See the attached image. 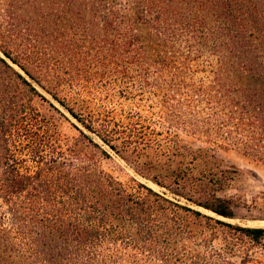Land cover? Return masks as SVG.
I'll return each instance as SVG.
<instances>
[{
    "label": "trees",
    "instance_id": "16d2710c",
    "mask_svg": "<svg viewBox=\"0 0 264 264\" xmlns=\"http://www.w3.org/2000/svg\"><path fill=\"white\" fill-rule=\"evenodd\" d=\"M6 5L0 264H175L194 234L191 215L236 238L264 241V227L208 216L103 165L113 152L166 191L234 218L232 202L209 192L224 185L225 166L182 135L235 146L264 166V0ZM200 72L210 80L197 82ZM94 93L101 94L99 108L87 99ZM116 94L136 108L108 109ZM35 96L61 118L42 115ZM201 106L210 109L205 117ZM195 256L198 264L203 256Z\"/></svg>",
    "mask_w": 264,
    "mask_h": 264
},
{
    "label": "rangeland",
    "instance_id": "374dc122",
    "mask_svg": "<svg viewBox=\"0 0 264 264\" xmlns=\"http://www.w3.org/2000/svg\"><path fill=\"white\" fill-rule=\"evenodd\" d=\"M6 3L7 0H0V20L1 13L7 8ZM208 78L206 72H200L197 75L196 81L208 82V80H210ZM39 89L43 91L41 88ZM164 91L165 90L160 91V96L162 98L164 96ZM96 93L91 94L87 98L91 108H99L102 103L101 94ZM45 95L54 102L56 106L62 109L50 95L47 93H45ZM148 102L150 101L145 102V104ZM33 104L42 115L47 117L54 115L56 119L59 117L61 118L60 114L50 106L49 102L42 100L38 96L34 97ZM136 104L134 100L132 101V99L116 94L113 101L107 103L106 107L108 109L113 108L119 110L124 106L130 109L136 108ZM157 108H159L158 105L154 110L157 111ZM197 109L200 117L207 116L210 111V109H206L203 106ZM64 128L71 134L75 133V131H72L73 129L70 127L69 123L65 121ZM182 136L194 147L203 146L205 149H209L219 157L222 164L225 166V169H223L224 172H222L220 178L224 185L213 186L209 192L213 191L212 193L216 196L228 199L232 202L235 213L234 218H223L209 210L197 206L184 197L176 196L166 191L159 185L135 173L134 167L131 164L125 162L113 152H111L113 159L106 158L103 161V165L108 171L112 172L123 181H127L131 176H134L155 190L166 192L168 197L179 201L183 205L200 210L203 214L208 216L240 226L262 227L264 224V166L251 156L244 154L235 146H228L226 148L224 145L216 146L212 145L213 143H205L194 138H189L190 136L186 137L184 133ZM197 192L198 191L192 192V196L198 198L199 193ZM196 217L191 215V218L195 221L193 222L192 230L194 234L188 237L189 242L187 244L188 246H186V255L178 259L175 264H197L194 263V261L197 260L195 256L197 253H199L201 257L203 256L198 264H264V241L258 244L248 238H236V236L230 232L231 230L224 225L216 224L205 217ZM230 246L233 248L232 250L229 249ZM245 256L247 257L246 262L242 260Z\"/></svg>",
    "mask_w": 264,
    "mask_h": 264
},
{
    "label": "bare ground",
    "instance_id": "6f19581e",
    "mask_svg": "<svg viewBox=\"0 0 264 264\" xmlns=\"http://www.w3.org/2000/svg\"><path fill=\"white\" fill-rule=\"evenodd\" d=\"M262 227H264V224H263V226Z\"/></svg>",
    "mask_w": 264,
    "mask_h": 264
}]
</instances>
